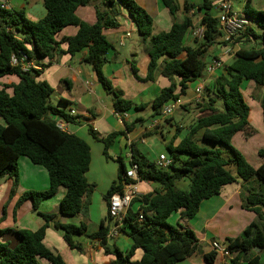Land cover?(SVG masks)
<instances>
[{"label": "trees", "instance_id": "obj_1", "mask_svg": "<svg viewBox=\"0 0 264 264\" xmlns=\"http://www.w3.org/2000/svg\"><path fill=\"white\" fill-rule=\"evenodd\" d=\"M96 1L42 0L46 15L37 21L28 19L24 10L0 9V79L17 78L16 83L0 85V180L5 177L14 180L11 199L19 183V160L26 157L33 164L44 167L50 181L45 191L24 193L17 202L15 213L27 200H31L34 209L38 210L42 201L52 198L64 188L65 194L58 212L74 217L85 210L87 203L83 198L94 187L86 178L91 165L90 146L79 136L57 128V119L70 122L71 116L50 103L54 89L48 82L38 80L41 72L34 69L25 72L20 66L12 65L13 56L24 52L29 60L50 61L57 56V51L61 52V42L67 44V49L62 52L72 56L88 49V55L82 61L92 67L104 90L113 95L115 112L140 109V106L124 98L121 91L115 90L103 72L106 55L113 48L103 30L118 26L115 10L119 5L127 10L146 47L149 65L145 80L153 81L155 72L160 69L161 75L170 82L151 103L153 117L160 118L167 104L181 99L189 84L204 75L208 65L206 56L222 51L227 45L222 41L218 18L211 13L219 0H202L198 5L186 1L182 19H179L181 8L177 0H161L169 12L172 26L168 31L156 35L153 34V17L137 0H101L102 6L109 9L102 10L100 6H95L97 23L90 25L82 21L76 15L77 9ZM196 15L201 17L200 23L205 26L204 38L187 45L186 38L194 26ZM241 15L248 18L251 25L235 40L238 48L232 61L221 67L222 73L210 86H205L207 97L203 95L202 101L195 103V108L203 116L178 145L167 146L171 159L169 168H159L156 162L133 147L132 158L139 166L140 182H151L156 187L152 192L137 196L124 218L125 227L129 229L128 236L133 241L131 248L124 253L118 247L109 245L108 212V220L102 222L99 231L94 234L87 233L85 223L73 225L55 222V228L64 232V241L71 249L82 252V245L76 243L75 239L85 236L98 241L107 255L115 257L111 264H178L197 252L198 239L191 230L183 229L180 224L171 225L168 222L171 215L180 213L182 219L192 220L203 201L220 195L225 186L239 181L247 182L252 178L264 183V148L259 150L263 162L255 168L233 146L237 134L250 132L251 108L243 93V83L251 81L264 88V48L240 47L242 42L264 43V10L254 9L252 0H247ZM68 26L78 27V33L58 42L57 35ZM257 29L262 33L258 34ZM133 70L137 76L136 68L133 67ZM220 102L222 107L219 106ZM262 111L264 123V99ZM127 130H130V126H127ZM92 134L98 138L93 131ZM119 134L122 133L113 132L98 138L104 144L107 158H110L109 149ZM116 161L119 163L118 180L107 192V201L113 194L121 192L127 182L123 158L119 157ZM188 180V190L178 188L179 182ZM137 203L139 208L134 210L133 206ZM263 208L264 197L258 194L246 197L244 209L253 211L257 215V222L248 225L241 236L223 242L232 254L248 253L254 249L264 251ZM5 211L6 205L4 214ZM39 215L46 224L37 231L16 232L20 240L17 247L11 248L7 243L0 242V264H41L40 259L51 264H66L59 253L44 244L49 223L54 221L56 213L39 212ZM140 215L143 217L141 222ZM8 232L9 229L0 230V235ZM137 250L143 254L140 259L133 260ZM216 258L217 254L213 251L205 255L207 264H215ZM259 259L257 257L249 264H258ZM227 264L241 262L238 258H231Z\"/></svg>", "mask_w": 264, "mask_h": 264}, {"label": "crops", "instance_id": "obj_2", "mask_svg": "<svg viewBox=\"0 0 264 264\" xmlns=\"http://www.w3.org/2000/svg\"><path fill=\"white\" fill-rule=\"evenodd\" d=\"M137 1L153 17L154 25L157 23L162 28L158 33L168 31L171 28V17L161 0ZM186 1L195 5L202 2V0H177L182 16H184L182 10ZM101 3V0H97L92 5L81 6L77 9L76 15L82 21L95 25L98 20L95 6H100L102 10L109 9H106ZM259 4L261 6L257 8L255 0H252L254 9L263 11L264 0H261ZM115 11V19L118 26L108 27L103 30V33L113 45V48L106 55L107 63L103 68V72L113 83L115 90L121 91L124 98L131 100L141 108H134L128 112L121 113L123 117H119L114 110L113 95L104 90L92 67L82 61L88 55V49H83L74 56L62 52L67 49V44L61 41L75 36L78 33V27L68 26L57 35V41L61 42L59 47V51L61 50V52L57 51V56L52 60H31L35 65L42 66L41 70H39L41 74L38 80L48 82L54 89V93L49 100L50 103L58 109L63 110L66 114L72 109L77 112L75 116L71 117L69 132L85 140L91 148V165L86 178L88 183L94 188L88 196L83 198L87 203L85 210L74 217L65 216L58 212L65 194L64 188H61L52 198L42 201L38 210L34 209L31 200H27L15 213L17 202L24 193L28 191H45L50 185L49 175L44 167L33 164L26 157H21L19 160V183L17 191L11 199L10 193L14 180L8 177L0 180V230H10L7 234L0 235V242L7 243L11 248L17 247L20 243L16 232L20 230L37 231L46 224L43 217L39 215V212L44 214L56 213L54 221L49 223L44 240V244L48 248L59 253L66 264H111L115 257L107 255L98 241H92L85 236L75 239L76 243L82 245V252L71 249L64 241V232L55 228V222L73 225L85 223L88 234L98 232L102 222L108 220L106 194L111 185L118 180L119 164L116 159L122 157L121 155L124 152L127 153L130 149L131 153L125 155L126 158H129L133 147L139 150L138 146L140 143H147L149 138L160 141L166 148L170 144L176 146L188 134L195 122L203 116L194 106L195 89L199 85V80H196L189 84L186 94L181 98L184 103L183 105L186 106L185 108H181L189 116L187 120H185V115H182L179 119H175V115L168 119L153 117L154 112L151 103L160 95L164 88L170 85V82L161 75L160 69L155 72L153 81L145 80L148 75L149 56L138 33L137 26L125 8L117 5ZM242 11L239 13L241 14ZM192 13L193 11H191ZM257 32L261 34L262 30L257 29ZM126 33H129L130 37L126 38L124 44L121 45V39ZM187 37V45H192L193 40L189 34ZM241 46L247 49L253 46L264 48V43L261 41L246 44L242 42ZM222 51L220 50V52L215 53V56H212V61L218 57L225 61L223 65L230 63L233 57H224ZM133 67L136 68L138 77L135 76ZM221 73L222 68L216 69L212 74L205 72V86H210ZM177 81L179 82V79ZM8 82L16 83L17 78L11 76L0 79V85ZM246 87L247 89H251L249 91L251 95L255 94V90L260 92L261 88L263 89L262 96L258 99L257 103L259 107L257 116L259 122L262 120L261 129H256L252 124L254 122L251 109L249 117L250 132L239 133L234 139L241 134L246 142L249 139L258 138L257 140L260 144H258L257 148L252 149L250 146L241 144L243 155L247 161L253 167L258 168L263 162V159L259 155V150L264 148L262 111L264 88L258 87L251 81ZM243 93L250 106L251 101L246 98L247 96L244 91ZM204 95L207 97L205 91ZM154 123L157 125L153 129ZM127 126H130L129 131L127 130ZM91 130L98 138L106 137L113 132L122 133L118 135L109 149L110 158L105 156L104 144L93 136ZM251 157L254 158L255 162H251ZM157 160L153 161L157 162ZM137 186L140 194L152 192L156 187L151 182H139ZM251 194H258L264 197V183L258 178H252L247 182L239 181L225 186L220 195L203 201L198 214L192 220L182 219L180 213L171 215L169 218L172 219V223L169 222L171 225L178 226L180 224L183 229L191 230L198 239L197 252L178 264H207L205 255L212 252L211 247L213 242H225L227 239H235L242 235L248 225L257 222V215L253 211L244 209L245 199ZM5 205L6 211L4 214L3 209ZM104 207H106L107 211L106 216L103 214ZM138 208V203L133 206L134 210ZM109 225L110 227L112 226L111 219H109ZM128 232L129 229L124 226L117 237L109 240V245L116 246L126 253L133 244L132 239L128 236ZM254 250L257 254L254 253ZM254 250L248 253H234L231 255V258H238L241 263L249 264L251 260L259 257L258 264H264V251L259 249ZM142 254L141 250H137L133 260L140 259ZM227 261V259L217 255L215 264H227ZM40 262L41 264H51L44 259H40Z\"/></svg>", "mask_w": 264, "mask_h": 264}, {"label": "built area", "instance_id": "obj_3", "mask_svg": "<svg viewBox=\"0 0 264 264\" xmlns=\"http://www.w3.org/2000/svg\"><path fill=\"white\" fill-rule=\"evenodd\" d=\"M10 1L11 0H0V9L10 10ZM217 11L219 12L218 21L219 26L222 32V41L227 43L223 49L224 57H234L235 48L238 47V44L235 42L237 37L245 31L250 25L251 21L245 16L236 13L233 10V5L230 0H219L216 6ZM205 26L201 23L196 26L194 24L189 32L190 38L194 41L196 39L201 40L204 38ZM130 34L126 33L125 36L121 39L120 44H124V40L129 38ZM11 63L14 66H20L23 71L28 72L32 69L41 70V65H35L29 60V57L26 53L21 52L19 56H13ZM223 66V63L220 59H214L211 64L207 65L206 73L212 74L216 69H219ZM205 76L203 75L199 79V85L195 89L194 102L199 103L202 101L205 88ZM182 99L172 101L167 104L162 111L161 118L168 119L174 115L176 110L183 105ZM77 114L76 110L72 109L69 111L68 115L73 117ZM119 117H123L121 113H117ZM156 123L153 124L152 128L156 127ZM57 128L62 132H69V122L63 118H59L56 121ZM130 158V169L127 170L125 179L124 188L121 192L113 194L108 201V212L110 219L112 221V226L110 227L108 239L111 240L119 235L121 230L125 226V216L128 209L130 208L132 201L140 195L137 183L140 182L139 177V166L137 163L133 162L132 154L129 155ZM157 166L161 169H168L171 165V159L165 155L161 154L157 160ZM139 221H143V217L140 215ZM212 251L217 255L225 259H231L232 253L229 251L226 245L223 242L215 241L212 243Z\"/></svg>", "mask_w": 264, "mask_h": 264}, {"label": "rangeland", "instance_id": "obj_4", "mask_svg": "<svg viewBox=\"0 0 264 264\" xmlns=\"http://www.w3.org/2000/svg\"><path fill=\"white\" fill-rule=\"evenodd\" d=\"M247 0H231L232 5H233V10L236 13H239L242 11L243 7L245 6ZM261 0H255L256 3V7L259 8L261 5L259 4ZM11 10L13 11H21L24 10L26 17H28L30 20L36 21L39 19H42L45 15V9L43 7L42 1L41 0H12L11 1ZM212 15L215 17L219 16V12L217 11V9H213L211 11ZM240 14V13H239ZM183 16L181 13H179V19H182ZM200 19L201 17L199 15H196L194 17V22L195 25L198 26V24L200 23ZM162 28L159 27V24H155L154 25V32L158 33L159 31H161ZM153 32V34H155ZM156 35V34H155ZM188 40V37H187ZM212 56H215V52L213 54L207 55L206 56V62L207 64H211L212 62ZM220 59L222 61V63H224L225 61L222 60L221 58H215ZM214 60V59H213ZM250 81H246L245 84L243 85V91L246 94V98L251 101L250 106L252 109V113H253V122L252 123L256 129H261L260 125L262 123V120L259 122V118L257 116V112H259V107H258V99H260V97L262 96L263 93V89L261 88L260 92L258 90H255V94L251 95V93H249V91L251 89H247V85ZM259 89V88H258ZM220 101V100H219ZM254 102V103H252ZM256 104V105H255ZM196 104L194 103V106ZM219 106L222 107V102L219 103ZM196 110V109H195ZM175 115V119H179L182 117V115H185V120H187L189 118V116L185 113L183 108H178L176 110V112L174 113ZM191 117V116H190ZM157 139V138H156ZM258 138H254V139H249L247 142L246 140L243 138L242 134L238 135L234 140H233V146L243 154L242 152V147L241 144H244L246 146H250L252 149L253 148H257L260 144L259 141L257 140ZM139 150L142 151L143 154H145L151 161L156 160L159 158L161 153H165L168 156V151L167 148L165 146L162 145V143L160 141H155L151 138L148 139V142L145 144H141L138 146ZM140 151V152H141ZM128 154L131 153L130 149L127 152ZM126 152H124L123 155H121L124 160V163L126 165V169L129 170L131 165H130V161L129 158H126ZM118 156V155H117ZM120 156V155H119ZM117 158V157H116ZM251 162H255L254 158L251 157ZM119 164V163H118ZM117 164V165H118ZM179 189L182 190H188L190 187V181H181L177 184ZM103 214L106 216L107 215V211H106V207H104L103 209ZM168 222L172 223V219H169ZM254 253L257 254V252L254 250ZM243 260V259H242ZM241 264H245V263H241Z\"/></svg>", "mask_w": 264, "mask_h": 264}, {"label": "water", "instance_id": "obj_5", "mask_svg": "<svg viewBox=\"0 0 264 264\" xmlns=\"http://www.w3.org/2000/svg\"><path fill=\"white\" fill-rule=\"evenodd\" d=\"M227 245L229 244V242L227 241V243H226Z\"/></svg>", "mask_w": 264, "mask_h": 264}]
</instances>
